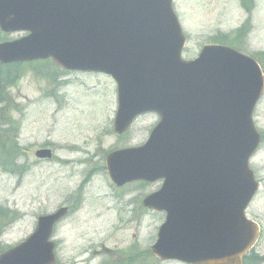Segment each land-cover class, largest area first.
Returning a JSON list of instances; mask_svg holds the SVG:
<instances>
[{
  "label": "water",
  "instance_id": "obj_1",
  "mask_svg": "<svg viewBox=\"0 0 264 264\" xmlns=\"http://www.w3.org/2000/svg\"><path fill=\"white\" fill-rule=\"evenodd\" d=\"M0 27L31 33L0 44L4 63L52 56L65 67L110 73L118 82V132L140 112H159L144 147L108 158L116 185L165 178L144 200L168 213L156 256L242 264L257 236L243 215L257 190L247 159L258 142L250 116L263 81L253 59L213 45L181 61L184 39L171 0H0ZM65 213L40 217L35 233L0 264H53L48 238Z\"/></svg>",
  "mask_w": 264,
  "mask_h": 264
},
{
  "label": "rangeland",
  "instance_id": "obj_2",
  "mask_svg": "<svg viewBox=\"0 0 264 264\" xmlns=\"http://www.w3.org/2000/svg\"><path fill=\"white\" fill-rule=\"evenodd\" d=\"M174 8L187 36L186 60L211 37L232 41L241 32L243 51L258 56L264 71V57L255 53L264 51V0H254L248 16L240 0H174ZM26 35L0 31V44ZM116 110L109 76L69 72L50 60H0V253L26 239L38 216L65 205L70 213L53 235L55 264H185L159 260L150 250L165 214L141 202L160 182L110 185L105 157L117 143L108 135ZM157 119L142 116L126 137L141 144ZM254 121L264 132V95ZM42 147L52 149L50 159L35 157ZM250 165L260 189L247 214L263 233L248 264H264V138Z\"/></svg>",
  "mask_w": 264,
  "mask_h": 264
},
{
  "label": "bare ground",
  "instance_id": "obj_3",
  "mask_svg": "<svg viewBox=\"0 0 264 264\" xmlns=\"http://www.w3.org/2000/svg\"><path fill=\"white\" fill-rule=\"evenodd\" d=\"M13 32H16V31H13ZM139 119H140V118H139ZM139 119H138V120H139ZM138 120H137V121H138ZM137 121H136L135 125L137 124Z\"/></svg>",
  "mask_w": 264,
  "mask_h": 264
}]
</instances>
